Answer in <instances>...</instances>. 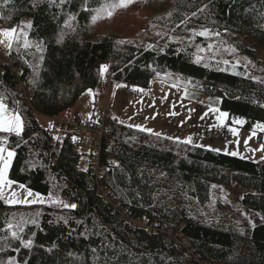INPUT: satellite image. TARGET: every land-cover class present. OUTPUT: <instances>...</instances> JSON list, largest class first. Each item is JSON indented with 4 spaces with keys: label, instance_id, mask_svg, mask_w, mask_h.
Here are the masks:
<instances>
[{
    "label": "trees",
    "instance_id": "obj_1",
    "mask_svg": "<svg viewBox=\"0 0 264 264\" xmlns=\"http://www.w3.org/2000/svg\"><path fill=\"white\" fill-rule=\"evenodd\" d=\"M116 2L68 0L60 6L56 0L50 6L48 0H0V26L18 29L30 17L28 38L44 43L42 52L16 44L0 50V92L24 125L20 137L0 133L16 152L9 178L78 206H9L0 199V241L7 224L21 220L29 221L22 235L34 241L31 250L18 253V241L0 242V264L10 256L19 264H264L259 163L140 131L106 109L104 138L115 143L102 147L103 172L96 176L70 139L59 138L56 124L51 123L54 140L36 118L70 110L97 85L103 66L105 77L142 89L158 74L197 84L220 100L223 111L244 119L245 127L264 124V81L241 65L232 67L240 54L264 67L258 56L264 51V0H134L111 18L102 12L95 23V11L84 10ZM68 13L75 19L66 28ZM205 28L221 35L208 40L192 34ZM61 30L66 35L57 43ZM209 43L216 45L214 52H198L197 45L206 49ZM233 47L234 53L225 51ZM197 55L200 64L193 63ZM232 179L250 190L239 204L220 194Z\"/></svg>",
    "mask_w": 264,
    "mask_h": 264
},
{
    "label": "rangeland",
    "instance_id": "obj_2",
    "mask_svg": "<svg viewBox=\"0 0 264 264\" xmlns=\"http://www.w3.org/2000/svg\"><path fill=\"white\" fill-rule=\"evenodd\" d=\"M133 12L136 14L137 9H134ZM29 22H31L30 17H23L18 31L23 29L29 33L30 29L24 27ZM2 30L5 28L0 26V31ZM28 39L34 48L35 44L42 41L41 39ZM43 45L44 43L41 44V47ZM6 48L7 41L5 40L4 43H0V50L5 52ZM258 56L264 62V51L258 52ZM235 60L236 63L239 61V65L243 66L247 75L264 81L263 66L255 64L242 54L238 55ZM103 85L108 87L106 94L102 92ZM89 90H91V94ZM210 108H216L219 111L213 113L209 111ZM106 109L109 110L112 117L126 126L136 129H138L136 126H140L144 129H151L153 133H161L163 137H179L180 140L190 136L193 141L192 145H202L206 148L210 146L211 149H219L218 152L230 155L235 152L237 154L234 156L259 163L264 175V127H256L258 124L262 126L264 124L256 123L251 128H247L244 119L228 113L224 126H220L216 117L219 112H225L220 108V100L215 96L205 94L197 84L159 74L154 82L151 81L148 89H142L112 79L107 82L103 72L100 74L97 85L87 89L79 97L70 108V113L78 121L83 122L99 118L101 112ZM36 118L42 127L49 130L55 140L56 134L49 118L39 114L36 115ZM233 129L235 132L232 131ZM0 140H4V137ZM85 165L83 163V166ZM19 185V183H15L11 189H6L5 196L10 197L11 192H16L19 200L27 198L31 201L35 198L28 197L25 189L34 193L38 192L25 185V188L22 189ZM248 191L250 190L242 187L236 179H232L229 185L221 187L220 194L239 204L242 195ZM38 194L43 198V203L35 204L63 207L62 204H54L52 200H49L50 193ZM51 194L53 199L71 203L57 194ZM243 215L249 223L251 221L249 215L246 212H243ZM242 223L241 219L236 223V227H240Z\"/></svg>",
    "mask_w": 264,
    "mask_h": 264
},
{
    "label": "snow or ice",
    "instance_id": "obj_3",
    "mask_svg": "<svg viewBox=\"0 0 264 264\" xmlns=\"http://www.w3.org/2000/svg\"><path fill=\"white\" fill-rule=\"evenodd\" d=\"M67 2L68 0H59L60 6H63ZM133 2L134 0H117L116 3L109 4L105 9L92 10L89 8H85L84 10L85 11H95L96 14L91 16L92 22L95 23L96 20L100 17L102 12L106 11L107 17L111 18L113 14V10H115L116 8H126L128 5H130ZM48 3L51 6L56 3V0H48ZM204 7L207 8L208 6L205 5ZM200 11H204V9H200ZM67 15H68V19H66L64 22V27L66 28L70 27L71 26L70 22L75 19L74 14L68 13ZM193 15H195V13H193ZM24 27L27 29H31L33 27V24L32 22H29L26 25H24ZM192 34L194 36H200L208 40H213L214 38L219 37L221 35V33L218 31L213 32L206 28L200 31H194ZM28 35H29L28 32L23 31V29L18 31L16 27H13L11 29H5V30L0 31V37H3V39H0V43H4V41L6 40L7 48L9 49V51H11L13 44H16L17 46H22L24 49H28L30 47H33V45L29 42ZM65 35L66 33L63 30H61V32L59 33L57 43L61 42L64 39ZM21 38H22V44H21ZM42 43L43 42L41 41L34 45L37 52L43 51V48L41 47ZM215 49H216V45L213 43H209L206 49L200 48L197 45L198 52H204V51L214 52ZM225 51H231L234 53L236 49L233 47L230 49H225ZM41 59H43L42 56H41ZM202 61H203V57H201L200 55H197L193 63L200 64ZM223 63L227 64L228 61L225 60L223 61ZM204 66L208 67L209 65L205 63ZM238 66H239V61H237V63L232 65L233 69H235ZM222 70L223 69H221V71ZM104 71H105V68L102 66L101 74H103ZM32 82L36 83L35 77ZM89 93L91 94V90H89ZM5 96H6L5 93L0 92V133H8V134L14 133L17 137H20L22 135L23 127H24L22 117L20 113L16 111L15 109H9L8 105L4 102ZM209 111L216 113L219 110L216 108H210ZM205 115H207V113H205ZM228 115L229 114L226 112H219V115L216 117V119L220 122V126H224V121L226 120ZM201 119H203V117H201ZM235 122L241 123L240 121H235ZM136 127L140 131H147L149 134H154L157 137L161 136V133H153L151 129H144V128H141L140 126H136ZM256 127L261 128L264 126L258 124L256 125ZM232 131L235 132L234 129ZM73 139L75 140V137ZM168 139H173L178 143H183L186 145L193 144L192 138L190 136L183 140H180L179 137H168ZM5 144H7L6 140H0V199L4 200L5 204L9 206L20 204V203H25V204H29V203L35 204L38 202L43 203V198L40 196V194L34 193L27 189H25V191L27 192V196L35 197L31 201H29L27 198H25L24 200L17 199L16 192H11L10 197L5 196V190L11 189L13 184L16 183L15 181L9 178V169L12 166L13 158L16 156V152L13 149L5 147L4 146ZM193 146L202 147V145H193ZM207 147H208V150H211V151H217V152L220 151L219 149H211L210 146H207ZM236 154L237 153L235 152L231 153V155H236ZM113 163L115 164V162ZM116 167H119V165L117 164ZM84 170L86 171L87 169H84ZM19 187L22 189L25 188L23 184H20ZM48 198L49 200H52V203L54 204H57V203L62 204L63 208L65 209L75 210L78 207L77 204L75 203H65L62 200L53 199V196L51 193L49 194ZM28 222L29 221L27 220H21L16 225H13L11 222H9L7 224V228L4 230L5 235L2 238V241L0 242L8 244L10 243V241H18L19 247H16L13 249V251L17 253L21 250V248L31 250L34 246L33 239L32 238L25 239L24 236L22 235V233H24V226ZM32 223H35V220H33ZM249 223H251V221H249ZM9 233H10V236H9ZM0 251H4V248L0 247ZM6 264H19V262L16 260L15 257L10 256ZM24 264H28V262L24 261Z\"/></svg>",
    "mask_w": 264,
    "mask_h": 264
},
{
    "label": "built area",
    "instance_id": "obj_4",
    "mask_svg": "<svg viewBox=\"0 0 264 264\" xmlns=\"http://www.w3.org/2000/svg\"><path fill=\"white\" fill-rule=\"evenodd\" d=\"M17 75L21 74L20 69L16 70ZM110 81V78H106ZM154 82V80H152ZM23 86V83H22ZM108 91L107 85L102 86V92L106 94ZM106 110H103L97 119H92L86 122H79L72 117L70 110H64L60 114L53 115L49 119L56 124L60 138H69L72 149L77 153L79 160L82 161L86 156L94 170L96 176H102V169L98 162L101 159V150L105 145H112L115 142L104 138L106 129L103 123V115ZM75 137V140L73 139ZM106 196V194H103ZM107 199V198H106ZM144 220V219H143ZM140 221V223H144ZM137 222L135 221L134 224ZM146 233L151 231V225H145Z\"/></svg>",
    "mask_w": 264,
    "mask_h": 264
},
{
    "label": "crops",
    "instance_id": "obj_5",
    "mask_svg": "<svg viewBox=\"0 0 264 264\" xmlns=\"http://www.w3.org/2000/svg\"><path fill=\"white\" fill-rule=\"evenodd\" d=\"M73 116V115H72ZM74 117V116H73ZM75 118V117H74ZM115 118V117H114ZM76 119V118H75ZM95 119V118H94ZM50 120V119H49ZM77 120V119H76ZM51 121V120H50ZM78 121V120H77ZM90 121V120H89ZM79 122H82V121H79ZM83 122H86V121H83ZM52 123V122H51ZM58 130V129H57ZM57 135L59 136V134H58V131H57ZM59 138H60V136H59Z\"/></svg>",
    "mask_w": 264,
    "mask_h": 264
}]
</instances>
